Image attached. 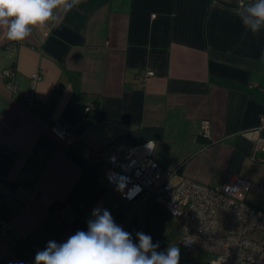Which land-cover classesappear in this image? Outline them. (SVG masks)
Here are the masks:
<instances>
[{
  "label": "crops",
  "instance_id": "1",
  "mask_svg": "<svg viewBox=\"0 0 264 264\" xmlns=\"http://www.w3.org/2000/svg\"><path fill=\"white\" fill-rule=\"evenodd\" d=\"M236 0H82L58 27L9 41L0 31V264H34L48 241L65 242L97 205L132 234L180 249L182 226L162 202H125L104 178L102 158L154 140L164 179L220 186L250 182L264 209V30L253 35L231 8ZM143 70L153 71L145 80ZM42 75L31 103L29 74ZM91 108L82 114V109ZM65 124L70 143L51 131ZM208 122L209 134H203ZM262 126V127H261Z\"/></svg>",
  "mask_w": 264,
  "mask_h": 264
},
{
  "label": "built area",
  "instance_id": "2",
  "mask_svg": "<svg viewBox=\"0 0 264 264\" xmlns=\"http://www.w3.org/2000/svg\"><path fill=\"white\" fill-rule=\"evenodd\" d=\"M151 75L153 71L143 70L139 78L145 80ZM12 76L10 68L0 72V78ZM29 77L30 89L24 96L31 103L34 87L42 75L33 71ZM7 86L15 90L12 78ZM91 106L83 107L82 114ZM51 131L65 142L73 140L65 124L53 122ZM202 132L209 134L208 122L203 123ZM149 141L155 147V141L150 139L129 146L124 154L112 152L104 156L101 151L86 148L83 156L103 159L106 181L125 185L124 194L118 192L123 201L147 198L151 202H162L181 222V246L210 255L206 262L197 264H264V209L246 200V193L253 185L234 176H227L220 186H210L188 177L171 183L164 179L163 169L153 156L154 148L147 147ZM253 142L256 149L264 151V137ZM10 227L11 224L0 220V238ZM256 232L260 234L258 237Z\"/></svg>",
  "mask_w": 264,
  "mask_h": 264
},
{
  "label": "clouds",
  "instance_id": "3",
  "mask_svg": "<svg viewBox=\"0 0 264 264\" xmlns=\"http://www.w3.org/2000/svg\"><path fill=\"white\" fill-rule=\"evenodd\" d=\"M82 0H0V31L9 41H24L34 32L58 27ZM253 35L264 30V0H236L231 8ZM147 147L153 149L149 141ZM124 184L116 190L124 194ZM128 198V197H126ZM87 230H77L65 242L48 241L35 254L34 264H179L180 249L170 244L158 251L159 241L143 232L132 234L118 225L111 212L97 205L87 220Z\"/></svg>",
  "mask_w": 264,
  "mask_h": 264
},
{
  "label": "rangeland",
  "instance_id": "4",
  "mask_svg": "<svg viewBox=\"0 0 264 264\" xmlns=\"http://www.w3.org/2000/svg\"><path fill=\"white\" fill-rule=\"evenodd\" d=\"M57 122V121H56ZM60 123V122H59ZM51 128V127H50ZM73 141V140H72ZM71 141V142H72ZM67 143H70V142H67ZM86 149V148H85ZM84 149V150H85ZM84 150H83V152H84ZM98 151H100V150H98ZM260 234H259V232H256L255 233V236L256 237H258ZM210 257V255L208 254V253H205V252H199V254H198V260H197V262L198 263H201V262H206L207 260H208V258Z\"/></svg>",
  "mask_w": 264,
  "mask_h": 264
}]
</instances>
